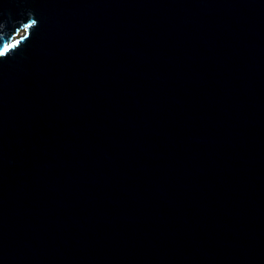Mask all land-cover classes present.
Here are the masks:
<instances>
[{"label":"water","instance_id":"95a60500","mask_svg":"<svg viewBox=\"0 0 264 264\" xmlns=\"http://www.w3.org/2000/svg\"><path fill=\"white\" fill-rule=\"evenodd\" d=\"M0 264H264V0H0Z\"/></svg>","mask_w":264,"mask_h":264}]
</instances>
